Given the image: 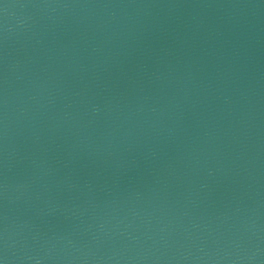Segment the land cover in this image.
<instances>
[{"label":"water","instance_id":"1","mask_svg":"<svg viewBox=\"0 0 264 264\" xmlns=\"http://www.w3.org/2000/svg\"><path fill=\"white\" fill-rule=\"evenodd\" d=\"M0 264H264V0H0Z\"/></svg>","mask_w":264,"mask_h":264}]
</instances>
